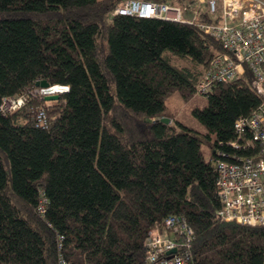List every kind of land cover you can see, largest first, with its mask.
Here are the masks:
<instances>
[{
	"label": "trees",
	"instance_id": "16d2710c",
	"mask_svg": "<svg viewBox=\"0 0 264 264\" xmlns=\"http://www.w3.org/2000/svg\"><path fill=\"white\" fill-rule=\"evenodd\" d=\"M127 1L0 0V105L39 81L68 87L47 128L34 121L42 98L0 113V264H147L171 216L194 232V264H264V227L216 215L214 163L260 103L250 71L192 111L205 134L171 121L165 99L192 98L224 53L196 24L220 18L206 4L193 24L113 15Z\"/></svg>",
	"mask_w": 264,
	"mask_h": 264
},
{
	"label": "built area",
	"instance_id": "2783aa9c",
	"mask_svg": "<svg viewBox=\"0 0 264 264\" xmlns=\"http://www.w3.org/2000/svg\"><path fill=\"white\" fill-rule=\"evenodd\" d=\"M206 6L210 15L219 16V22L195 24L201 32L217 39L224 53L211 60L208 70L195 86V95L206 97L216 85L228 84L242 77L247 67L252 75L254 90L260 98L259 105L248 117L235 121L236 140L228 144L232 153H218V160L214 163L215 191L220 202L216 215L221 222L264 227V2L208 0ZM182 11L185 13L177 7L129 0L118 7L113 15L183 23ZM196 15L187 22L193 24ZM31 98H42L43 101L34 117L36 126L49 127L54 118H47L44 103L48 101H45L41 89L36 87L24 95L4 99L0 113L10 115ZM44 205L42 201L37 209L41 215L44 214ZM193 241L194 232L184 218L168 217L159 228L152 230L147 239L146 262L194 264ZM59 264L66 262L60 258Z\"/></svg>",
	"mask_w": 264,
	"mask_h": 264
},
{
	"label": "rangeland",
	"instance_id": "374dc122",
	"mask_svg": "<svg viewBox=\"0 0 264 264\" xmlns=\"http://www.w3.org/2000/svg\"><path fill=\"white\" fill-rule=\"evenodd\" d=\"M207 1L208 0H188L187 4L189 3V7L183 9L180 8L181 10L185 11V13L182 11L183 19L187 20L194 17L193 15L196 14L199 10H201L202 6H204ZM175 65H180V61H176ZM30 101H36V100L34 98H31ZM164 103L167 114L173 119L171 121H177L182 125H184L185 127L190 128L199 134L206 133L205 128L192 115V111L195 108L202 109L206 106L207 104L206 98L198 95H194L189 100L184 101L177 92H174L165 99ZM44 104L46 106L45 112L47 118L51 120L55 118L54 113L60 110V107L62 106L63 103L60 102L59 100L57 103L54 102L51 103L50 101H48L45 102ZM201 152L205 158H208V149L205 145L201 147Z\"/></svg>",
	"mask_w": 264,
	"mask_h": 264
},
{
	"label": "water",
	"instance_id": "95a60500",
	"mask_svg": "<svg viewBox=\"0 0 264 264\" xmlns=\"http://www.w3.org/2000/svg\"><path fill=\"white\" fill-rule=\"evenodd\" d=\"M35 87L41 89L45 101H58L62 95L68 92V87L51 86L45 81L37 82ZM160 122L166 125L170 124L168 118H162Z\"/></svg>",
	"mask_w": 264,
	"mask_h": 264
}]
</instances>
